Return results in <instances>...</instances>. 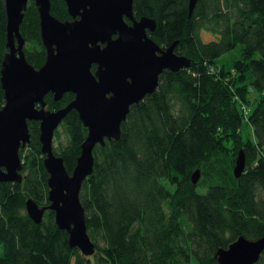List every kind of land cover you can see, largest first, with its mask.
<instances>
[{"label": "trees", "instance_id": "1", "mask_svg": "<svg viewBox=\"0 0 264 264\" xmlns=\"http://www.w3.org/2000/svg\"><path fill=\"white\" fill-rule=\"evenodd\" d=\"M51 2L55 16L71 18L64 0ZM134 13L155 18L152 38L162 47L178 40L175 51L191 65L166 70L157 89L131 107L120 139L95 147L81 201L96 252L86 257L70 248L53 210L39 224L28 215L27 199L50 203L40 122L29 121L23 181L0 182V264H217L219 247L241 235L264 236V0H198L191 14L189 0H134ZM6 24L0 0V109ZM21 33L27 60L40 68L47 52L34 0ZM235 48L237 57L220 60ZM74 97L67 92L56 101L49 94L47 108ZM60 127L67 142L54 151L72 173L88 129L75 109ZM241 150L246 167L235 177ZM253 264H264V252Z\"/></svg>", "mask_w": 264, "mask_h": 264}, {"label": "water", "instance_id": "2", "mask_svg": "<svg viewBox=\"0 0 264 264\" xmlns=\"http://www.w3.org/2000/svg\"><path fill=\"white\" fill-rule=\"evenodd\" d=\"M34 1L47 52L40 68L27 60L21 33L29 0H5L8 50L1 68L5 104L0 109V182L23 181L20 151L31 139L29 121H39L50 203L40 206L29 198L26 211L39 224L45 212L53 210L58 227L69 234L70 248H78L89 257L97 247L88 231L81 191L94 171L95 147L120 139L131 107L157 89L166 70L189 67L191 60L175 51L178 40L163 49L149 36L157 21L145 15L135 17L134 0H64L73 18L66 20L52 13L51 0ZM197 2L189 0L190 14ZM67 92L75 97L65 107L47 108L48 94L57 101ZM73 109L88 133L70 173L63 157L54 151V137ZM245 167L246 156L241 150L235 177H240ZM200 177L201 170L196 169L191 179L197 184ZM263 252L264 236L251 240L241 235L227 248L217 249V264H253Z\"/></svg>", "mask_w": 264, "mask_h": 264}, {"label": "rangeland", "instance_id": "3", "mask_svg": "<svg viewBox=\"0 0 264 264\" xmlns=\"http://www.w3.org/2000/svg\"><path fill=\"white\" fill-rule=\"evenodd\" d=\"M207 37H208V35H207ZM238 55H239V51H238L237 48H235L231 52H228L227 54H225L224 56H222L220 58V60H225L227 63H229L231 58L237 57ZM59 132H60V136L59 137H57V136L54 137V148L57 149V151H58V147H59V144L60 143L65 145L66 142H67V135L63 131V128L60 127V126H59ZM247 132H248V126L245 125L244 126V129H243V133L246 134ZM99 242H100L101 245L103 244L102 240H100Z\"/></svg>", "mask_w": 264, "mask_h": 264}, {"label": "flooded vegetation", "instance_id": "4", "mask_svg": "<svg viewBox=\"0 0 264 264\" xmlns=\"http://www.w3.org/2000/svg\"><path fill=\"white\" fill-rule=\"evenodd\" d=\"M70 19H73V18H70ZM127 21H128L129 23H131L130 20L127 19ZM155 30H156V29H155ZM148 32H149V36H151L152 33H153L154 31H153V32H152V31H148ZM114 37H115V36H114ZM151 37H152V36H151ZM160 46H161V45H160ZM166 47H168V46H164V47L161 46V48H163V49L166 48ZM50 94H52V93H50ZM48 95H49V94H48ZM53 97H54V96H53Z\"/></svg>", "mask_w": 264, "mask_h": 264}, {"label": "built area", "instance_id": "5", "mask_svg": "<svg viewBox=\"0 0 264 264\" xmlns=\"http://www.w3.org/2000/svg\"><path fill=\"white\" fill-rule=\"evenodd\" d=\"M247 112H248V110H247V108H245V113L247 114Z\"/></svg>", "mask_w": 264, "mask_h": 264}]
</instances>
